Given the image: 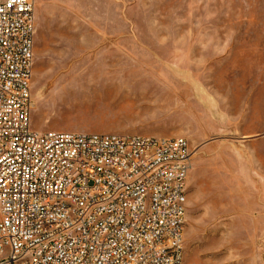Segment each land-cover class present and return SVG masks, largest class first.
Segmentation results:
<instances>
[{"label":"rangeland","instance_id":"obj_1","mask_svg":"<svg viewBox=\"0 0 264 264\" xmlns=\"http://www.w3.org/2000/svg\"><path fill=\"white\" fill-rule=\"evenodd\" d=\"M30 127L186 138L183 264H264V0H33Z\"/></svg>","mask_w":264,"mask_h":264},{"label":"built area","instance_id":"obj_2","mask_svg":"<svg viewBox=\"0 0 264 264\" xmlns=\"http://www.w3.org/2000/svg\"><path fill=\"white\" fill-rule=\"evenodd\" d=\"M33 0H0V264H183L182 136L30 127Z\"/></svg>","mask_w":264,"mask_h":264}]
</instances>
